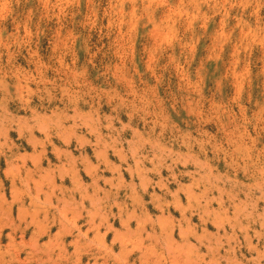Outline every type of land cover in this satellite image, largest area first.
Returning <instances> with one entry per match:
<instances>
[{
    "label": "rangeland",
    "instance_id": "1",
    "mask_svg": "<svg viewBox=\"0 0 264 264\" xmlns=\"http://www.w3.org/2000/svg\"><path fill=\"white\" fill-rule=\"evenodd\" d=\"M263 252L264 0H0V264Z\"/></svg>",
    "mask_w": 264,
    "mask_h": 264
},
{
    "label": "crops",
    "instance_id": "2",
    "mask_svg": "<svg viewBox=\"0 0 264 264\" xmlns=\"http://www.w3.org/2000/svg\"><path fill=\"white\" fill-rule=\"evenodd\" d=\"M76 178V176H74ZM77 181H79L78 178H76ZM60 188L57 190L56 196L60 199V200H64L67 202H70L71 205H73L75 207L74 210H80V207L82 206L83 209L81 211L82 213V220L78 219L77 221V225H80L82 227H84V229L82 228L81 231L86 232L88 230V228L90 227V225L88 224V222L90 221L88 217H85L87 215V211L91 210V208H88V203L87 200L84 199L85 197H91L93 200L99 198L101 199V196L104 193V188H102V186L100 185V188H91L89 186H81L79 188L77 187H69V186H61V183L59 182ZM106 189V187H105ZM127 193V192H126ZM85 210V211H84ZM99 223V224H97ZM98 225L100 227V233H111V231H106V224L105 223H101V221H95V225ZM88 236L89 233H88Z\"/></svg>",
    "mask_w": 264,
    "mask_h": 264
},
{
    "label": "bare ground",
    "instance_id": "3",
    "mask_svg": "<svg viewBox=\"0 0 264 264\" xmlns=\"http://www.w3.org/2000/svg\"><path fill=\"white\" fill-rule=\"evenodd\" d=\"M152 128H153V127H152ZM25 132H26V131H25ZM60 132H61V131H60ZM71 132H72V131H71ZM73 132H74V131H73ZM99 134H100V133H99ZM95 136H96V135H95ZM97 136H98V135H97ZM32 137H33V136H32ZM63 139H64V138H63ZM34 140H35V139H34ZM88 140H89V139H88ZM64 141H66V140L64 139ZM40 142H41V141H40ZM38 153H39V152H38ZM32 154H33V153H32ZM100 154H101V153H100ZM132 154H133V153H132ZM134 155H135V154H134ZM105 157H106V156H105ZM119 157H120V156H119ZM119 157H118V158H119ZM31 158H33V157H31ZM95 158H96V157H95ZM103 159H104V157H103ZM105 159H106V158H105ZM33 160H34V159H33ZM106 163H107V162H106ZM106 163H104V164H106ZM131 167H132V166H131ZM114 169H115V168H114ZM121 170H122V169H121ZM101 173H102V172H101ZM94 176H95V175H94ZM94 176H93V177H94ZM97 177H98V176H97ZM97 177H96V178H97ZM98 178H99V177H98ZM75 179H76V178H75ZM132 182H133V181H132ZM146 182H148V181H146ZM93 183H94V182H93ZM143 184H144V182H143ZM149 185H150V184H149ZM158 185H159V184H158ZM160 185H161V184H160ZM146 186H147V184H146ZM149 187H150V186H149ZM149 187H148V188H149ZM148 188H147V189H148ZM134 196H135V195H134ZM140 196H141V195H140ZM138 200H139V199H138ZM176 201H177V200H176ZM178 201H179V200H178ZM179 203H180V202H179ZM204 203H205V202H204ZM121 205H122V204H121ZM117 206H118V205H117ZM158 206H159V205H158ZM160 206H161V205H160ZM180 207H181V206H180ZM117 208H118V207H117ZM119 208H120V207H119ZM120 210H121V209H120ZM120 210H119V211H120ZM133 210H134V209H133ZM119 211H118V212H119ZM125 212H126V211H125ZM132 212H133V211H132ZM119 213H120V212H119ZM126 213H127V212H126ZM103 214L105 215V213H103ZM120 215H121V214H120ZM123 215H124V214H123ZM125 215H126V214H125ZM99 216L101 217V215H99ZM106 216H108V215H106ZM126 216H127V215H126ZM126 216H125V217H126ZM132 216H133V215H132ZM98 218H99V217H98ZM121 218H122V217H121ZM121 218H120V219H121ZM92 219H93V218H92ZM92 219H91V220H92ZM102 219H104V218L102 217ZM122 219H123V218H122ZM128 219H130L129 215H128ZM181 219H182V218H181ZM93 220H94V219H93ZM98 220H99V219H98ZM104 220H105V219H104ZM102 221H103V220H102ZM119 221H120V223H121V220H119ZM91 222H93V221H91ZM105 222H107V221H105ZM105 222H104V223H105ZM102 223H103V222H102ZM88 224H89V222H88ZM93 224H94V223H93ZM98 224H99V223H98ZM121 224H122V223H121ZM89 225H90V224H89ZM94 225H95V224H94ZM125 225H126V224H125ZM95 226L98 227L97 224H96ZM126 226H127V225H126ZM186 226H187V225H186ZM92 227H94V226H92ZM109 227H111V226H109ZM125 229H126V227H125ZM187 229H188V228H187ZM78 230H79V229H78ZM99 230H100V229H99ZM182 230H183V229H182ZM185 230H186V229H185ZM186 231H187V230H186ZM186 231H185V232H186ZM79 232H80V230H79ZM91 232H92V231H91ZM182 232H183V231H181V233H182ZM97 233H98V232H97ZM146 233H147V232H146ZM154 233H155V232H154ZM154 233H153V236H154ZM82 234H83V233H82ZM183 234H184V232H183ZM183 234H182V235H183ZM79 235H80V234H79ZM185 235H186V234H185ZM148 237H149V236H148ZM182 237H183V236H182ZM165 239H166V238H165ZM187 239H188V238H187ZM185 241H186V240H185ZM185 241H184V242H185ZM208 247H209V246H208ZM95 250H96V249H95ZM151 250H153V249H151ZM154 251H155V250H154ZM209 251H210V250H209ZM88 252H91V251H88ZM263 253H264V252H263ZM90 255H91V254H90ZM98 255H99V254H98ZM92 256H93V255H92ZM256 264H257V263H256Z\"/></svg>",
    "mask_w": 264,
    "mask_h": 264
}]
</instances>
